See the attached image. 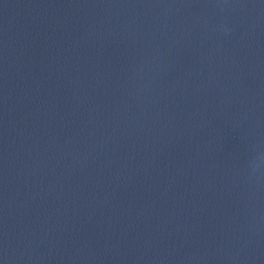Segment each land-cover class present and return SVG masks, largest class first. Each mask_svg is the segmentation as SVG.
<instances>
[{
	"label": "water",
	"instance_id": "water-1",
	"mask_svg": "<svg viewBox=\"0 0 264 264\" xmlns=\"http://www.w3.org/2000/svg\"><path fill=\"white\" fill-rule=\"evenodd\" d=\"M0 264H264V0H0Z\"/></svg>",
	"mask_w": 264,
	"mask_h": 264
}]
</instances>
